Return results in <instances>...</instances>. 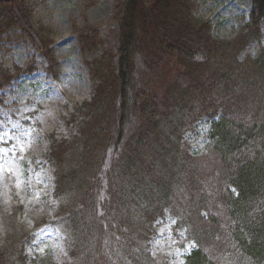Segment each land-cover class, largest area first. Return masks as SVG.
Masks as SVG:
<instances>
[{"label":"trees","instance_id":"obj_1","mask_svg":"<svg viewBox=\"0 0 264 264\" xmlns=\"http://www.w3.org/2000/svg\"><path fill=\"white\" fill-rule=\"evenodd\" d=\"M113 2L117 44L85 60L91 96L71 112L69 137L50 135L45 156L61 200L58 222L72 250L89 229L104 264H146L134 240L146 237L166 208L196 243L185 264H264V0L251 1L247 20L228 39L213 35L210 21L197 16L194 0ZM73 33L83 57L103 41L95 25H73ZM5 39L32 46L41 61L33 55L25 66L0 63V91L37 68L60 77L51 31L36 19L29 0H0V48ZM252 42L258 43V56L243 57ZM202 122L210 124V153L218 160L212 180L198 171L204 156H192L183 146L193 124ZM109 152L111 165L104 169ZM101 174L107 184L103 213L111 219L100 227L90 213ZM191 178L206 188L198 201L206 218L177 206L174 192L194 182ZM211 205L227 218L215 219ZM208 225L215 241L205 236ZM31 238L23 228L13 233L7 226L0 264H27Z\"/></svg>","mask_w":264,"mask_h":264},{"label":"rangeland","instance_id":"obj_2","mask_svg":"<svg viewBox=\"0 0 264 264\" xmlns=\"http://www.w3.org/2000/svg\"><path fill=\"white\" fill-rule=\"evenodd\" d=\"M35 17L47 25L56 47V56L61 64L58 79L49 78L41 68L24 73L10 86L0 91V244L6 237L7 226L13 233L23 228L31 236L26 245L27 264H104L95 247V239L89 229L79 231V241L71 248V238L63 224L58 221L61 200L55 196L53 167L45 159L50 135L67 138L72 132L70 114L74 107L89 99L92 93L90 72L85 60L97 58L105 49L116 45L117 38L111 31L113 0H29ZM196 13L202 20H209L212 33L217 37L232 38L247 20L252 0H194ZM95 25L99 27L102 43L86 57L80 52L73 25ZM261 44L264 45V27ZM5 39L0 48V63L6 67L13 64L25 66L33 55L38 62V51L27 43ZM242 56L259 54L257 42L248 43ZM71 121V120H70ZM70 123V124H69ZM194 130L183 138V146L192 156H201L198 171L203 177L213 175L218 160L210 153L207 133L210 124H193ZM196 126V127H195ZM104 169L111 165V153L106 155ZM101 189L97 194V205L90 217L94 226H102L110 217L103 213L102 200L106 196L104 174ZM185 184L174 194L177 206L191 217H207L206 209L199 210L202 196V181ZM207 180V181H208ZM200 189V190H199ZM206 191V190H205ZM208 197V195L206 196ZM78 205V203H76ZM74 203L71 202V206ZM213 217L224 221L225 211L213 205ZM195 209V210H194ZM6 217V218H5ZM202 218V217H201ZM178 216L172 210L164 209L163 215L151 223L150 232L144 238L134 240V249L140 253L146 264H185L184 256L195 247L186 227L176 226ZM205 230L209 241H215ZM110 236V235H109ZM73 241V240H72ZM110 243L109 239H107ZM131 242V241H130ZM226 246L220 255L223 257ZM77 255V260L71 254ZM134 258V257H133ZM128 259H126L127 261ZM140 261V260H138ZM130 264H137L131 261ZM221 264H224L222 260Z\"/></svg>","mask_w":264,"mask_h":264}]
</instances>
